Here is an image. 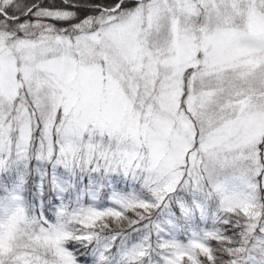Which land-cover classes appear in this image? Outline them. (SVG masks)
I'll return each mask as SVG.
<instances>
[{
	"label": "snow or ice",
	"instance_id": "obj_1",
	"mask_svg": "<svg viewBox=\"0 0 264 264\" xmlns=\"http://www.w3.org/2000/svg\"><path fill=\"white\" fill-rule=\"evenodd\" d=\"M0 264H264V0H0Z\"/></svg>",
	"mask_w": 264,
	"mask_h": 264
}]
</instances>
